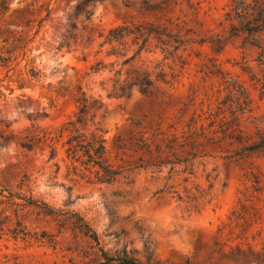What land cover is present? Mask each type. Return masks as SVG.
Wrapping results in <instances>:
<instances>
[{
  "label": "rangeland",
  "instance_id": "rangeland-1",
  "mask_svg": "<svg viewBox=\"0 0 264 264\" xmlns=\"http://www.w3.org/2000/svg\"><path fill=\"white\" fill-rule=\"evenodd\" d=\"M151 22L179 33L185 46L165 58L153 43L123 69H163L174 80H155L152 93L108 97L114 71L87 73L97 59H115L96 54L99 44L114 26ZM230 90L248 109L236 112L239 120ZM82 91L106 102L107 155L131 168L123 173L129 177L110 184L68 176L60 157L49 159L50 148L20 145L28 128L63 122ZM221 107L229 120L223 128H235L236 138L220 132ZM194 114L224 138L192 160V174L185 164L136 167L141 152L129 147L138 131L177 123L181 134ZM261 135L264 0H0V223L10 228L0 231V264H95L100 249L144 264H260L264 150L228 155ZM199 191L208 202L197 211L190 197Z\"/></svg>",
  "mask_w": 264,
  "mask_h": 264
},
{
  "label": "trees",
  "instance_id": "trees-1",
  "mask_svg": "<svg viewBox=\"0 0 264 264\" xmlns=\"http://www.w3.org/2000/svg\"><path fill=\"white\" fill-rule=\"evenodd\" d=\"M184 42L187 40L178 33V35L169 32L166 26H160L155 22L148 24L128 23L120 24L109 29L104 40L99 44V50L96 54L104 53L106 58H115L110 62L105 59H97L92 62L87 73L112 72L113 76L108 79L111 84L104 87L108 97L121 98L129 96L133 89H138L141 93H152L155 87V80L164 83H172L174 75L169 79L167 73L160 69L159 71H137L123 69V66L137 58L143 50H147L148 46L154 43L156 48H160L165 58L179 51ZM107 46L105 49L104 47ZM186 49V47H184ZM151 51V50H149ZM181 56V55H180ZM182 57V56H181ZM87 61V57L83 58ZM119 59H122L120 62ZM184 63V62H183ZM121 66L116 68L117 66ZM161 66L158 64L156 68ZM124 76V77H122ZM103 84H106L103 82ZM230 90L229 95L232 97V103H238L240 108L233 109L232 118L239 120L240 116L236 112L244 114L248 109L242 107L239 98L242 95H234ZM237 97V101L234 99ZM246 101H250V96L245 93ZM245 101V102H246ZM236 103V104H237ZM237 105V106H238ZM233 108V105L232 107ZM221 111V112H220ZM108 112V106L103 98L88 94L82 91L81 95L76 98V109L60 124L52 126H32L26 130L21 136L20 145L27 150H34L35 147L42 149L50 148L49 159L60 157L65 164L68 176L73 175L80 179L90 182L114 183L126 170L125 165L114 164L107 155L106 134L108 129L103 126V119ZM224 107H221L216 119L220 121V132L225 136L237 137L240 134L233 132L228 133L229 128L223 126L229 123L224 113ZM207 114L205 118H212L214 115L211 108L204 111ZM223 114V115H222ZM44 115V114H43ZM46 115V114H45ZM140 125V122H137ZM177 123L169 124L167 128H163L161 123L155 125H146L145 130L138 131L139 135L134 138L129 147L133 152H141L137 158L136 167H162L171 165V170L176 166L185 164L183 171L193 173V159L199 156L209 155L210 146L215 143H221L223 135L218 137L217 131L212 128V124L206 125L203 115L194 114L186 126L181 128V134L178 133ZM173 128V131L171 129ZM231 130V131H232ZM218 138V139H217ZM264 150V136L261 135L260 141L244 145L239 151L232 150L233 155L228 157L235 158L245 152H254ZM236 151V152H235ZM242 157V156H240ZM129 177V175H123ZM189 176L185 178L187 181ZM131 179L130 181H133ZM171 192L169 188H158L156 193L162 194ZM175 192L178 200H183V196ZM198 196L190 197L194 210H200L202 205L207 201L205 192L199 191ZM205 200V201H203ZM208 202V201H207ZM82 220L81 226L88 228V232H92L89 236L99 243L97 232L92 229L87 221L79 215ZM10 228L5 227L4 222L0 223V231L6 233ZM100 258L95 260V264H144L139 260L127 255H109L104 249H100ZM167 264H194L190 261L171 262ZM253 264V263H246ZM264 264V262L260 263Z\"/></svg>",
  "mask_w": 264,
  "mask_h": 264
}]
</instances>
